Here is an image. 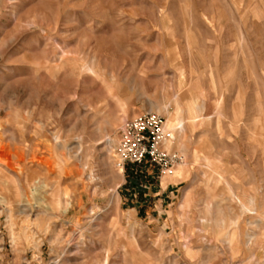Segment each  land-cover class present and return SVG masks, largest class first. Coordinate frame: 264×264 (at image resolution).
<instances>
[{
  "label": "rangeland",
  "instance_id": "obj_1",
  "mask_svg": "<svg viewBox=\"0 0 264 264\" xmlns=\"http://www.w3.org/2000/svg\"><path fill=\"white\" fill-rule=\"evenodd\" d=\"M0 264H264V0H0Z\"/></svg>",
  "mask_w": 264,
  "mask_h": 264
},
{
  "label": "built area",
  "instance_id": "obj_2",
  "mask_svg": "<svg viewBox=\"0 0 264 264\" xmlns=\"http://www.w3.org/2000/svg\"><path fill=\"white\" fill-rule=\"evenodd\" d=\"M172 141L174 136L167 130L165 117L146 112L127 121L121 128L115 167L123 172L154 169L161 177L174 175L183 157L168 150L167 145Z\"/></svg>",
  "mask_w": 264,
  "mask_h": 264
},
{
  "label": "bare ground",
  "instance_id": "obj_3",
  "mask_svg": "<svg viewBox=\"0 0 264 264\" xmlns=\"http://www.w3.org/2000/svg\"><path fill=\"white\" fill-rule=\"evenodd\" d=\"M177 122H178V128H177L178 132H179V133L184 132V130H185V125H184L183 120H179V119H178ZM174 141H175V137H174ZM174 141H172V142H174ZM172 142H170V143H172Z\"/></svg>",
  "mask_w": 264,
  "mask_h": 264
}]
</instances>
